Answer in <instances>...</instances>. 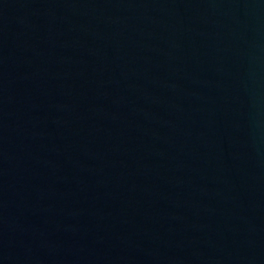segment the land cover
Listing matches in <instances>:
<instances>
[{
	"label": "water",
	"instance_id": "1",
	"mask_svg": "<svg viewBox=\"0 0 264 264\" xmlns=\"http://www.w3.org/2000/svg\"><path fill=\"white\" fill-rule=\"evenodd\" d=\"M0 264H264V0H0Z\"/></svg>",
	"mask_w": 264,
	"mask_h": 264
}]
</instances>
